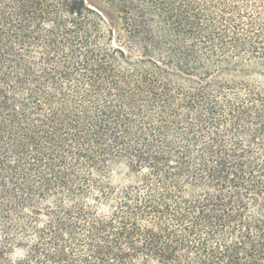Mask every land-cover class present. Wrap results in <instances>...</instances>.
Returning <instances> with one entry per match:
<instances>
[{
	"label": "trees",
	"instance_id": "trees-1",
	"mask_svg": "<svg viewBox=\"0 0 264 264\" xmlns=\"http://www.w3.org/2000/svg\"><path fill=\"white\" fill-rule=\"evenodd\" d=\"M0 264H264V0H0Z\"/></svg>",
	"mask_w": 264,
	"mask_h": 264
}]
</instances>
